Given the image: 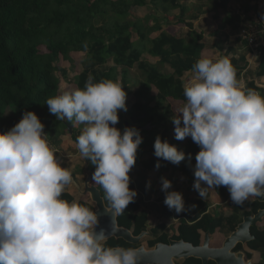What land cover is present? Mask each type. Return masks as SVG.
<instances>
[{"label":"clouds","instance_id":"obj_1","mask_svg":"<svg viewBox=\"0 0 264 264\" xmlns=\"http://www.w3.org/2000/svg\"><path fill=\"white\" fill-rule=\"evenodd\" d=\"M127 95L118 80L94 82L90 74L83 88L46 100L56 120L83 125L76 146L95 166L92 182L103 188L113 216L124 214L138 196L130 188V172L143 137L134 126L123 131L115 126L119 111L128 110ZM183 95L171 123L176 140L191 137L200 148L194 190L203 198L206 189L226 187L234 205L264 198V96L246 88L226 56H201ZM49 136L32 111L0 133V264H141L142 248L106 246L108 235L96 230L97 212L61 198L73 176L61 166ZM154 149L157 158L174 165L192 159L159 136ZM161 183L165 205L184 212L183 194L168 191V179Z\"/></svg>","mask_w":264,"mask_h":264},{"label":"trees","instance_id":"obj_2","mask_svg":"<svg viewBox=\"0 0 264 264\" xmlns=\"http://www.w3.org/2000/svg\"><path fill=\"white\" fill-rule=\"evenodd\" d=\"M151 2H161L181 13L159 19H154V15L134 19L133 10L146 8L149 0H0V133L14 127L24 112L32 111L44 123L50 143L55 147L62 145L65 136L76 143L81 131L71 122L56 120L46 106L48 98L61 92L60 79L55 73L65 64L76 68V60L83 65V71L70 81L69 89L83 88L90 74L94 82L118 80L126 92L131 86L138 87L134 94L136 101L126 112L128 118L134 120L132 126L150 124L155 128L173 117L174 111L185 102L181 78L191 71L207 47L202 35L192 34V39L188 40L177 34L178 28L192 30L199 14L181 5L180 0ZM254 10L246 5L244 20L251 21ZM228 18L234 25L243 20L242 15ZM162 22H166V28ZM149 57L158 59V63H151ZM259 57L257 75L264 77V50ZM106 66L108 69H104ZM167 66L173 70L172 74L164 73ZM135 69L140 77L134 80ZM62 74L67 79V71L62 70ZM141 133L148 135L144 145L148 144L152 132ZM199 151L198 145L191 144L188 154L192 159L184 161L183 172H192ZM96 186L105 197L103 188ZM130 188L137 191L138 196L124 214H119L118 221L120 226L138 236L145 230L149 216L142 209L144 196L133 184ZM217 190L226 195V187ZM61 198L75 201L67 194ZM260 199L250 198L243 205H234L230 199L211 215L207 202L197 197L188 198L185 211L177 213L184 221L172 238L201 246L210 233L211 247H218L216 237L224 228L233 232L245 216H253L264 208ZM79 203L94 211L88 196L80 197ZM166 230V225L154 229L155 238L147 240L148 246L153 248L156 243L168 242ZM251 232L255 240L247 243L246 248L239 245L238 249L255 261L264 257V223L253 227ZM113 246L134 247L124 240L114 239L109 244ZM182 264H202V261L191 258Z\"/></svg>","mask_w":264,"mask_h":264},{"label":"crops","instance_id":"obj_3","mask_svg":"<svg viewBox=\"0 0 264 264\" xmlns=\"http://www.w3.org/2000/svg\"><path fill=\"white\" fill-rule=\"evenodd\" d=\"M180 4L194 11V13L199 14V18L193 23L194 28L192 30L187 27L178 28L177 34L187 39H192L191 36L196 34L202 35L203 43L207 47L203 56L213 59H219L225 56L228 57L236 70L237 78L243 81L246 88L257 89L255 91L264 96V90L258 88V85H264V77H259L257 75L260 57L257 53L253 52L247 43L240 37L241 30L247 23V21L244 20L245 15L243 14V9L246 5L249 4L250 7L255 9V14L251 21L257 19L260 21L261 26L264 25V0H180ZM148 6L154 10L149 14L154 15V19H159L164 15L179 16L181 13L180 10L168 9L161 2L153 3L149 0ZM238 15H242L243 20L241 22H236L237 25H234L232 20L228 17L233 18ZM162 25L164 28L167 26L166 22H162ZM148 60L151 63H158V59L152 57H149ZM163 70L165 74L173 73V70L169 66L164 67ZM190 76L191 71L186 72L181 78L183 86L190 79ZM135 101L136 98L134 96V99L128 104V110ZM122 111L121 113L124 116V121H130V123H132L134 120L131 121L132 119L128 118L127 111L125 113ZM171 118L172 117H170L167 122L155 128L152 127L151 131H147L152 132L153 137L146 145H144V142L148 135L141 133L144 136V142L142 148L138 151L137 163L130 172L131 184H133L144 196L145 204L142 206V209L148 212V221L151 222V225L156 223V228L159 225H166L167 230L164 234L167 237L175 234L177 235L178 229L184 221V218H178L177 212L174 209L170 210L165 205L164 200L166 194L162 191V177L172 182V188L168 191L182 193L184 201L188 198L197 197L207 202L210 205V209H212L217 203L220 204L219 206H222L227 200H230V194L228 190H226L227 200L219 202L220 195L217 189L213 188L206 189L204 197L201 198L199 193L193 188L195 182L194 168L191 173H185L183 172L184 161L179 165H174L154 155V143L158 136L162 140L177 146L179 150L185 152L186 156L189 153L191 144L194 143L191 137L183 141L175 139V126L171 123ZM76 127L78 130L82 131L83 125H76ZM138 127L141 126H136V128ZM123 129L124 126L122 125L120 130L123 131ZM55 148L61 166L70 169L73 176V184L70 185L62 195H71L75 198L76 202H79L80 197L83 196L80 190L84 189L86 180L84 171L86 166H88L91 175L95 171V166L79 155L76 143L69 136H65L62 145ZM158 162L161 164L159 169H157L155 165L152 166L153 163ZM149 182L151 185L150 187L148 186ZM208 192L210 195L207 194ZM88 198L90 204L95 207L89 196ZM151 203L154 205L152 207L154 210H149L151 211L150 213L146 209H149L147 206ZM173 218H176L174 219L176 222L180 221L181 223L179 222L176 229L169 235L167 222L169 223ZM258 260L259 259H255V261Z\"/></svg>","mask_w":264,"mask_h":264},{"label":"water","instance_id":"obj_4","mask_svg":"<svg viewBox=\"0 0 264 264\" xmlns=\"http://www.w3.org/2000/svg\"><path fill=\"white\" fill-rule=\"evenodd\" d=\"M258 88L264 90V85H258ZM119 111V123L115 125L120 128L132 127L130 121H124V116ZM133 121V119L131 120ZM69 132L72 133V127H68ZM140 132H147L152 130V126L146 125L137 128ZM86 180L84 189L80 190L83 196H89L91 202L95 206V212L99 216V224L97 231L103 230L108 239H122L131 245H140L145 239L154 236L153 230L156 228V223L151 225L150 221L146 223V230L140 235H134L133 231L119 225V215H111V209L107 206L105 197L101 189H99L92 182V175L86 166L85 169ZM264 204V198L260 199ZM264 223V208L253 216H245L243 221L236 227V229L226 237L219 247H211V235L207 233L203 245L195 246L185 240H175L169 238L168 243H159L154 248L148 249L142 245L146 255H144L141 264H177L185 260L194 258L202 261V264H254L253 260L247 258V254L243 251H236L238 245H246L247 243L255 240L252 235L251 229L257 225ZM264 264V262H263Z\"/></svg>","mask_w":264,"mask_h":264},{"label":"rangeland","instance_id":"obj_5","mask_svg":"<svg viewBox=\"0 0 264 264\" xmlns=\"http://www.w3.org/2000/svg\"><path fill=\"white\" fill-rule=\"evenodd\" d=\"M154 10L152 8H150L149 6H147L146 8H136L133 10V15H134V19H144L146 18L147 16H149V14H151V12H153ZM76 68H73L70 64H65L63 67H60L59 70L55 73V75L60 79V85H61V89L64 90V89H69L70 85V81H73L80 72L83 71V65L79 63V60H76ZM112 65V63L110 64ZM109 66H106L104 69H108ZM62 70H66L67 71V79H65V77L63 76L62 74ZM132 77L133 79H137L138 77H140V73L137 71V69L133 70L132 72ZM138 87L137 86H134L128 90L127 92V101H126V104H127V108H128V104H130V102L132 101V99H134V96H133V93L134 91L137 89ZM123 113H125V111H122ZM218 194L220 195V201H225L227 200V195H221L219 193V191L217 190ZM208 195H210V193L208 192L207 193ZM228 201V200H227ZM107 203L110 205L109 201L107 200ZM220 204H216L214 208L210 209L209 210V213L211 215H214L217 208L220 207L219 206ZM154 205L151 203L149 204L147 207H149V209H146V210H154L152 207ZM151 213V211H149ZM179 222H176L175 220H171L169 223L167 222V225L169 227L168 229V233L169 235L176 229V227L179 225ZM181 223V222H180ZM232 233V230L228 227L224 228L219 234L218 236L216 237V242L218 244H222L223 240L228 237L229 235H231ZM218 238V239H217ZM143 245L147 246V240H145L143 242ZM219 247V246H218Z\"/></svg>","mask_w":264,"mask_h":264},{"label":"built area","instance_id":"obj_6","mask_svg":"<svg viewBox=\"0 0 264 264\" xmlns=\"http://www.w3.org/2000/svg\"><path fill=\"white\" fill-rule=\"evenodd\" d=\"M240 37L258 55L264 50V25L261 26L259 20L247 21L241 30ZM142 137L144 142V136L142 135ZM142 145L143 143L140 145L138 151L142 148Z\"/></svg>","mask_w":264,"mask_h":264},{"label":"flooded vegetation","instance_id":"obj_7","mask_svg":"<svg viewBox=\"0 0 264 264\" xmlns=\"http://www.w3.org/2000/svg\"><path fill=\"white\" fill-rule=\"evenodd\" d=\"M105 200H106V198H105ZM106 203H107V200H106ZM107 206L108 207H110V205L107 203ZM94 208V211H95V207H93ZM259 212V211H258ZM119 218V217H118ZM158 226V225H157ZM156 229V228H155ZM145 230H146V228H145ZM144 230V231H145ZM143 231V232H144ZM169 237H172V236H168L167 237V241L169 240ZM152 238H155V233H154V236H152V237H149V238H145L141 243H140V245H133L134 247L133 248H138V247H140V246H142L143 245V242L145 241V240H149V239H152ZM116 240V241H122V239H115V238H112V239H109V240H106L105 241V245L106 246H108L109 247V244H110V241H112V240ZM159 243H164V242H159ZM159 243H156V245L157 244H159ZM168 242H166V244H167ZM155 245V246H156ZM221 244H219V246H220ZM145 246V245H144ZM241 246H243V245H241ZM114 248H116V247H120V248H123V247H121V246H113ZM148 249H152V248H150L149 246H148V242H147V246H146ZM238 247H239V245L237 246V248L235 249L236 251H240L239 249H238ZM154 248V247H153ZM244 248H246V245H244ZM253 260V263L254 264H263V262H264V257H261L258 261H254V259H252ZM177 264H182V262H178Z\"/></svg>","mask_w":264,"mask_h":264}]
</instances>
